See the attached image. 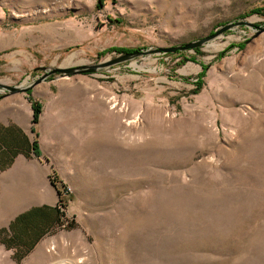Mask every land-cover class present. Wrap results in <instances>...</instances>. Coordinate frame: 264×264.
<instances>
[{"label": "rangeland", "instance_id": "1", "mask_svg": "<svg viewBox=\"0 0 264 264\" xmlns=\"http://www.w3.org/2000/svg\"><path fill=\"white\" fill-rule=\"evenodd\" d=\"M238 21L198 51L44 78ZM258 27L264 0H0V84L19 89L0 110L39 107L28 135L65 223L0 264H264Z\"/></svg>", "mask_w": 264, "mask_h": 264}, {"label": "crops", "instance_id": "2", "mask_svg": "<svg viewBox=\"0 0 264 264\" xmlns=\"http://www.w3.org/2000/svg\"><path fill=\"white\" fill-rule=\"evenodd\" d=\"M33 112L20 113L12 109L0 110V248L14 255L26 253L34 244L27 258L38 244L55 231L58 202V185L49 179V167L37 152L32 150L28 130L36 129ZM35 212L39 220L48 218L47 224L39 225L35 232H28L25 243L14 247L20 226L14 233L9 231L12 223L21 215ZM20 227V228H19ZM14 234V235H13ZM38 239V241H37Z\"/></svg>", "mask_w": 264, "mask_h": 264}, {"label": "water", "instance_id": "3", "mask_svg": "<svg viewBox=\"0 0 264 264\" xmlns=\"http://www.w3.org/2000/svg\"><path fill=\"white\" fill-rule=\"evenodd\" d=\"M242 25H247L251 26V24L247 23L246 21H238L235 23H228L224 25L221 29L216 31L214 34H211L207 37L201 38L199 40L186 43V44H179L173 47H168V48H154V49H148V50H137L133 51L131 53H125L121 54L120 56L104 61L102 63L96 64V65H90V66H82L74 69H66V68H52L49 70L48 74L45 75L44 78H46L49 75L59 73L61 76L65 75H73L75 73H93L96 72L100 69L107 68L116 64H120L122 62H126L130 59H133L138 56H144V55H150V54H160V53H169V54H175L177 52H185V51H190L198 48L204 47L208 42L212 41L216 37H218L220 34H222L225 31H228L232 29L235 26H242ZM259 33L264 32V27H258ZM0 88L8 89L12 93H16L19 91L17 88H10L3 86L0 84ZM30 88L24 89L23 91H28Z\"/></svg>", "mask_w": 264, "mask_h": 264}, {"label": "trees", "instance_id": "4", "mask_svg": "<svg viewBox=\"0 0 264 264\" xmlns=\"http://www.w3.org/2000/svg\"><path fill=\"white\" fill-rule=\"evenodd\" d=\"M199 49H195V51H198ZM123 53L125 52H130L127 50L122 51ZM33 124H37L38 123V119H39V115H40V109L38 106H33ZM32 150L34 152H37L38 150V144L35 142L33 143L32 146ZM56 213H57V223L55 225V228H60L63 227L65 225L64 223V212L63 209L60 206H57L55 208ZM41 224H47L48 223V218L47 217H43V219L39 220L35 214V212H30L27 214H23L21 216H19L10 226L9 231L11 233H14L15 231V227L20 226L19 228L21 229L19 231V236H17L16 238H14L13 242H14V247H17L23 243H25V240H27L29 238V233L28 232H35L36 230L39 229V225ZM70 226V225H69ZM55 229V230H56ZM14 235V234H13ZM38 241V239H37ZM34 247V244L30 247H28L26 253L23 254H16L14 255V259L16 260V262L20 263L22 258L26 257L27 254L32 250V248Z\"/></svg>", "mask_w": 264, "mask_h": 264}, {"label": "bare ground", "instance_id": "5", "mask_svg": "<svg viewBox=\"0 0 264 264\" xmlns=\"http://www.w3.org/2000/svg\"><path fill=\"white\" fill-rule=\"evenodd\" d=\"M77 55L76 54H72L70 55L69 57H67L65 60H64V64L63 65H67V64H70L74 61L75 57Z\"/></svg>", "mask_w": 264, "mask_h": 264}, {"label": "built area", "instance_id": "6", "mask_svg": "<svg viewBox=\"0 0 264 264\" xmlns=\"http://www.w3.org/2000/svg\"><path fill=\"white\" fill-rule=\"evenodd\" d=\"M65 194H67V191L65 192ZM63 195V194H62Z\"/></svg>", "mask_w": 264, "mask_h": 264}]
</instances>
